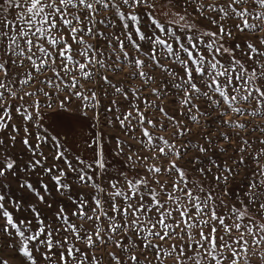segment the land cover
Instances as JSON below:
<instances>
[{
    "label": "snow or ice",
    "instance_id": "snow-or-ice-1",
    "mask_svg": "<svg viewBox=\"0 0 264 264\" xmlns=\"http://www.w3.org/2000/svg\"><path fill=\"white\" fill-rule=\"evenodd\" d=\"M0 264H264V0H0Z\"/></svg>",
    "mask_w": 264,
    "mask_h": 264
}]
</instances>
